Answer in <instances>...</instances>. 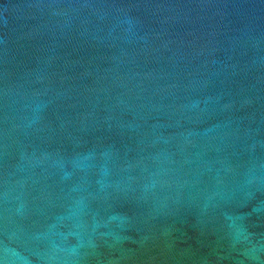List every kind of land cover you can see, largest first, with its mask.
<instances>
[{
    "label": "water",
    "instance_id": "water-1",
    "mask_svg": "<svg viewBox=\"0 0 264 264\" xmlns=\"http://www.w3.org/2000/svg\"><path fill=\"white\" fill-rule=\"evenodd\" d=\"M0 264H264V0H0Z\"/></svg>",
    "mask_w": 264,
    "mask_h": 264
}]
</instances>
